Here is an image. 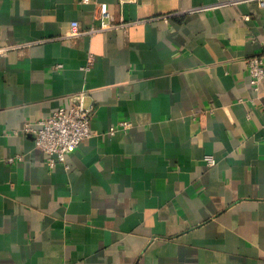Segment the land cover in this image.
I'll return each instance as SVG.
<instances>
[{
	"label": "crops",
	"instance_id": "0c3cea01",
	"mask_svg": "<svg viewBox=\"0 0 264 264\" xmlns=\"http://www.w3.org/2000/svg\"><path fill=\"white\" fill-rule=\"evenodd\" d=\"M0 49V264H264V6L0 0ZM79 92L52 166L24 124Z\"/></svg>",
	"mask_w": 264,
	"mask_h": 264
},
{
	"label": "built area",
	"instance_id": "2783aa9c",
	"mask_svg": "<svg viewBox=\"0 0 264 264\" xmlns=\"http://www.w3.org/2000/svg\"><path fill=\"white\" fill-rule=\"evenodd\" d=\"M81 1L87 2L89 0ZM247 1H255L259 6H264V0H225V3L239 4ZM103 16H107V14L103 13ZM243 17L246 20L249 18L248 15H243ZM71 25L72 27H76V30L72 32L75 35L93 33L116 27L109 20H105L104 17L100 19L97 27L87 30L79 29L76 20L71 21ZM1 51L3 49H0ZM245 62L251 82L257 85L260 80L264 79V52L246 57ZM92 113V107L84 105V93L79 92L68 98L67 105L59 107L50 115L38 119L34 123L25 122L24 130L33 135L36 146L46 153L48 163L53 166L56 162L65 163L66 155L92 135L90 130ZM130 125L129 121L124 120L119 122L118 127L127 129ZM116 129L117 126L111 127L108 133L113 134ZM21 158L22 155L16 154L8 157L6 161L12 163ZM204 159L208 166L215 164V158L211 154H206Z\"/></svg>",
	"mask_w": 264,
	"mask_h": 264
}]
</instances>
